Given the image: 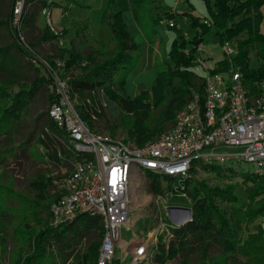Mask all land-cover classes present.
<instances>
[{
	"label": "trees",
	"instance_id": "1",
	"mask_svg": "<svg viewBox=\"0 0 264 264\" xmlns=\"http://www.w3.org/2000/svg\"><path fill=\"white\" fill-rule=\"evenodd\" d=\"M159 1L130 0L134 18L153 47L154 66L158 69L149 91L134 98L125 94L122 86L124 71L131 69L140 56V45L130 34L120 12L114 9L112 0L105 10L101 32L105 34L106 30H110L113 48H92L87 53L73 49L65 63V70L84 64L87 71L86 74L69 80L74 95L85 92L91 94V102L81 105L82 110L79 112L82 119L88 123L87 120L94 115L104 116L107 111L114 116L123 113L129 115L132 118L129 132L131 137H136L138 143L150 138L152 127H149L147 117L152 110H164L158 120L163 123L172 118L170 114L174 109L186 105L192 88L202 91V76L193 70L194 57L196 46L200 42L204 43L205 34L212 28L216 30L221 46L230 42L238 49L237 56L225 55L223 60L217 62L215 68L211 69L212 73L227 74L232 69H239L245 85L249 88H252L254 82L264 79V34L260 28L264 0H204L209 11V15L204 18L178 12H167L158 17L155 9ZM34 5L42 9L61 7L64 11L74 5L87 7L85 0H26V37V27L36 22L37 12ZM14 6L15 0H0L1 10L8 9L7 14L0 18V161L5 158L4 155H16L17 149L33 144L39 155L52 164L61 165L63 159L70 154L68 134L51 119L49 111L32 113V104L41 88L45 87L49 91L51 106L56 101L55 84L53 79L40 75V68L31 62L30 52L18 43L12 27ZM178 15L189 17L190 27L199 30L192 38L190 35L187 37L186 32L173 22ZM162 17L170 21L169 27L176 32L169 50L165 49L164 39L156 29ZM58 37L48 25L34 42L28 38L27 41L30 48L38 52L39 43L56 40ZM160 50L163 51L161 57ZM186 50L190 53L186 54ZM58 52L59 57H63L66 50ZM253 60L258 62V66L252 67ZM51 64L55 67L54 62ZM31 72L35 74L32 79L28 74ZM15 88L18 89L14 90ZM88 125L90 126L89 123ZM90 128L93 130L91 126ZM72 150L79 158L73 147ZM33 153L35 155L32 158H35L36 152L32 151ZM213 167L208 169L220 175L224 173L221 167ZM227 169L232 171L231 168ZM242 177L246 185L248 204L244 208L233 206L230 212L221 209L218 203L235 205L240 201L233 186L224 190L209 188L203 194L197 186L192 190L188 188V198L192 202L191 220L171 230L172 239L168 248L164 243L158 242L159 254L156 260L162 261L165 254H168V258H173L178 253H184L181 263L189 264L187 251H194L198 256L195 264H214L210 249L215 246L219 250V256L223 258L240 254L244 258L240 264H264V227L258 226L256 233H249L242 241L236 226L237 223H253L264 216V176L244 173ZM49 184L51 181L46 182L43 175L31 181V186L37 191L36 196L40 200L46 199L44 195ZM151 191L160 195V183L153 181ZM8 193L15 195L11 189ZM8 203H0V245L6 243V230L19 219L21 224L14 230L15 233H22L19 237L16 264H56L55 247H62L60 254L71 249V242L80 233L75 228V223L81 226L84 234L92 238L86 251L76 256L77 264H97L104 234L101 216L82 213L72 223L53 227L50 224L51 205L42 206L41 202L27 196H21L18 207ZM48 209L49 212L45 214L44 210ZM68 234L72 235L71 240L67 239Z\"/></svg>",
	"mask_w": 264,
	"mask_h": 264
},
{
	"label": "built area",
	"instance_id": "2",
	"mask_svg": "<svg viewBox=\"0 0 264 264\" xmlns=\"http://www.w3.org/2000/svg\"><path fill=\"white\" fill-rule=\"evenodd\" d=\"M25 8L26 0H15L12 27L17 41L30 52L35 67L47 70L55 78L57 98L49 115L68 134L79 155L72 173L61 181L62 195L50 206V224L60 227L72 223L82 213L101 216L104 234L97 264H114L117 249H124L121 236L130 221L129 186L139 170L182 181L189 177L194 161L201 158L206 162L250 163L255 175L264 176V79L249 88L239 69H232L227 75L212 73L207 58L201 56L206 47L200 42L193 70L205 73L201 77L202 91L191 89L188 102L162 137L140 147L132 146L110 134L93 131L82 119L69 78H61L51 62L28 45ZM42 13L51 25L50 8H44ZM185 35L189 37L188 33ZM222 51L228 57L238 54L230 42L222 46ZM226 148L235 152H218ZM176 213L180 216L182 211ZM176 226L172 220L162 222L160 231L171 234ZM128 244L125 252L129 260L122 259L120 264H149L153 257L149 247L153 245L151 249L156 251L158 246L143 239Z\"/></svg>",
	"mask_w": 264,
	"mask_h": 264
},
{
	"label": "rangeland",
	"instance_id": "3",
	"mask_svg": "<svg viewBox=\"0 0 264 264\" xmlns=\"http://www.w3.org/2000/svg\"><path fill=\"white\" fill-rule=\"evenodd\" d=\"M113 7L116 11H119L122 19L124 20V16L131 14L130 0H112ZM194 10V16L204 18L209 15V11L207 5L204 0H191ZM109 5V0L106 3L105 9L99 10L94 9L91 11L86 10V8H82L80 6L74 5L73 11L70 15H63L60 8L52 7L51 8V26L55 27L58 17L65 16V19L70 17H76L81 14V17L87 18L91 20V26L89 29L87 24L83 23L79 26L81 38L76 40L72 45L73 49L80 50L83 53L90 52V50L95 47H100L102 45L103 48L111 50L113 48V43L111 42L112 35L110 30H106L105 34H102V25H103V16L107 6ZM175 5V0H160L155 9L156 16L164 15L167 12H170ZM182 6L180 3L178 5V9ZM34 9L37 12L36 22L33 25H29L26 27L27 29V38L28 40L34 42L36 38L39 36L40 29L37 25L38 17L40 18L41 28L44 29L48 23L46 16L42 13V8L38 5H34ZM8 12V9L1 10L0 8V18L5 16ZM193 15V14H192ZM173 20L174 23L180 25L182 29L186 30L191 38L199 31L198 29L188 27L180 18ZM81 19V21H84ZM169 22L166 17L161 18V23L156 25V29L159 31L161 37L164 39V47L166 50L171 49L174 38H175V29L169 27ZM101 28V30H100ZM59 33V32H58ZM201 33V31H200ZM59 37L54 42H45L39 43L37 45L38 52L40 55L50 62H62L63 65L55 66V69L60 74L61 78H69L72 80L78 76L86 74V68H84V64L75 65L69 69L65 70V63L70 58V53L73 50L70 48L71 42L70 37H66L64 40V36L60 33ZM9 41L11 40L8 36ZM43 46V48L40 47ZM140 45V56L142 55L143 49L142 45ZM204 45L206 47L205 51L201 53V56L213 57L214 60L221 59L222 57V46L219 43L218 36L216 34L215 29H211L204 36ZM65 46V47H64ZM67 48L68 53L65 52L63 57H59L58 50H64ZM69 48V49H68ZM159 56L161 57L163 51H159ZM139 56V57H140ZM135 61L133 67L124 71L123 75V88L125 94L130 98H134L143 92L149 91L156 79V76L150 78V76H146L147 72H142L143 74H138L137 70V62ZM56 64V63H55ZM208 65L210 69L215 68L214 62L208 60ZM252 67L258 66V62L253 60L251 63ZM158 69L154 66V72L157 75ZM40 75L44 78L53 79L55 82V78L50 75L47 70L40 69ZM199 76H204L205 73L203 71L195 72ZM29 78L32 79L34 77V73H28ZM140 82L136 79L137 76H140ZM140 83V84H139ZM138 85H141L139 88ZM147 87L144 89V87ZM139 88V89H138ZM15 88L14 90H17ZM51 90V89H49ZM143 91V92H141ZM51 92V91H50ZM76 92V91H75ZM139 92V93H138ZM77 93V92H76ZM75 93V94H76ZM35 99L34 104H32V113L36 111H40L43 113H48L50 109V100H49V91L45 87L41 88L37 97ZM76 106L77 109L81 112V105L85 103L91 102V94L83 93L76 95ZM189 100V98H188ZM187 100V102H188ZM185 106V105H184ZM183 108L177 107L173 110L170 117L163 123H159V118L162 115L163 111L161 109L152 110L147 117V123L149 127H152L150 138L145 141L138 143L136 137H131L130 130L132 123V118L129 115L119 114L114 116L110 114L109 111L103 116L94 115L90 120H87L93 130L97 133H107L113 137H116L127 144L132 146H143L150 142L158 140L162 137L169 129L173 126L175 122V118L179 111ZM48 116V115H47ZM67 145H70L69 152L70 154L63 159V164L57 166L49 162L45 157L38 154L35 149L36 146L33 144L31 146H24L23 148L17 149L16 155H4V159L0 161V164L5 169L3 173H0V203L9 202V205H13L15 207L19 206V199L22 197H30L32 200H36L41 202L42 206H50L53 201H55L58 197L62 195V187L61 181L68 177L73 169L75 163L78 161V157L73 153L71 144L67 142ZM31 148V149H30ZM40 150V149H39ZM32 151L36 152L35 158H32ZM228 152L234 153V149H220L218 152ZM29 153V156L28 154ZM27 154V155H26ZM38 155V156H37ZM29 157H31L29 159ZM33 159V160H32ZM222 168L224 173L222 175L218 174L216 171H210L208 168ZM231 168L232 171H229ZM254 166L250 163L244 162H206L203 159H196L191 168L189 177L186 180H178L174 178L166 177L165 175H159L152 172H143L139 170L137 173L131 177L130 186H129V198H130V221L122 230L121 236V245L123 246V250L120 248L116 251V256L114 259V264H120L121 260H129V257L126 256L125 248L129 247L128 243H133V241L149 240L151 244H156L158 242H162L168 248V244L172 239L171 234L168 232H161L160 225L162 222H167L171 220L168 216V208L171 206H181L192 208V202L188 198L187 190L193 189L195 186L201 191V194L205 192L207 189H219L224 190L229 186H233L234 193L239 197V202L235 205L227 204L219 202L218 205L221 209L230 212L233 206L245 207L248 204L247 201V193L245 191L246 185L243 182L242 175L244 173H253ZM43 175L46 182L51 181L48 188L46 189V194L44 195L46 199L40 200L36 194L37 191L34 190L31 186V181ZM153 181H157L160 183L162 193L160 195H156L151 191V185ZM11 189L15 193L9 194L8 190ZM185 194V195H184ZM18 196V197H17ZM187 196V197H182ZM218 201V200H217ZM48 210H44V213L47 214ZM21 224V221L17 219L14 224L7 229L5 232V244L0 245V264H16L15 260L17 258V248L19 246V237L22 236L21 232L15 233V229ZM75 228L80 230L79 235L71 242L73 247L71 249H66L64 252H61V248L55 247L54 250V258H56V264H77L76 256L80 253L86 251L88 245L91 242V237L84 234L81 230V226L75 223ZM238 227V235L240 239L243 241L246 239L247 235L253 234L257 232L258 226L264 227V216L258 218L253 223H237ZM160 231V232H158ZM158 234V236H157ZM73 237L71 234H68L67 239L71 240ZM97 239V238H96ZM102 244V243H101ZM153 245L149 247L150 251H152V256L149 264H182L181 259L184 256V253H178L173 258H168V254L163 256L162 261H157L156 256L158 251L152 250ZM152 248V249H151ZM210 255L214 258V264H240L243 262L244 258L240 254L228 255L223 258L219 256V250L217 247L213 246L210 249ZM189 254L188 260L189 264H195L198 261V256L194 251H187ZM50 258V257H49ZM53 257H51L52 261ZM210 263V262H209ZM212 264V263H210Z\"/></svg>",
	"mask_w": 264,
	"mask_h": 264
},
{
	"label": "crops",
	"instance_id": "4",
	"mask_svg": "<svg viewBox=\"0 0 264 264\" xmlns=\"http://www.w3.org/2000/svg\"><path fill=\"white\" fill-rule=\"evenodd\" d=\"M107 2H108V0H85V4L87 5L86 10L91 11V10H94V9H99V10L105 9ZM158 3H157V5H158ZM180 3L182 4V6L178 9V5ZM193 7L194 6L192 5L191 0H180L178 3H176V0H175V5H174V7L172 8V10L170 12L173 13L174 12V8H176V12H178L179 14H182V13L185 14L186 13V14H193L194 15ZM51 8L52 7H50V10H51ZM57 8H60L62 14L67 16V15L71 14V12L73 11L74 6H71L70 9L67 10V11H64L61 7H57ZM261 11H262V14H263V20H262L260 28H261V32L264 34V6L261 8ZM65 16L58 17L55 27H52L50 25V28H51V30H52V32L54 34H59L60 33L61 35H63L64 36L63 37L64 40H65V38L67 36L70 37V42H71L70 48H72V45L74 44V42L81 38V35H80V30L81 29H79V26L82 23L84 25H86L85 23H88L87 24V26H88L87 29H89L90 26H91V20L89 19V17L83 19L81 17L80 12H79V15L76 16V17H70L68 19L67 18L65 19ZM123 18H124V22L127 24L128 30H129L130 34L133 36L134 40L138 44L142 45L143 52H142V55L139 57V60H138L137 65H136L137 66V70H139L138 74H143L142 72L145 71V72H147L146 76L149 75L150 78L153 77V76H156L155 75L156 73L154 72V59H153V56H152V48H153L152 45L150 44V42L146 38L145 34L140 29L137 21L134 18V15H133L132 11H131V14L125 15ZM39 19L40 18L38 17L37 25H38V28L40 29V32H43L46 28H44V29L41 28ZM81 19H83L84 21H81ZM176 19H179V17L177 16ZM180 19L188 27H190L191 20H190L189 17L181 16ZM177 26L182 28L180 25H177ZM100 30H101V28H100ZM184 31L186 33H188L186 30H184ZM53 41L55 42L56 40L45 41V42H53ZM41 43H44V41L41 42ZM40 47L43 48L42 45H40ZM101 48H102V45L100 47H97V48L93 47V49H97V50H100ZM64 50H66V52L68 53L67 48H64ZM222 54L223 55H222L221 59H218V60H214L213 57L206 56L207 61L211 60L212 62H214V64H216L217 62H220L221 60H223V58L225 57V54H224L223 51H222ZM227 74H223V75H227ZM140 78H141V75L137 76L136 83H137V81L140 82ZM138 86H139V88L141 87V85H138ZM145 88H147V87L145 86L143 90L146 91ZM141 92H143V91H141ZM57 166H60V165H57ZM4 170L5 169L0 165V173H3Z\"/></svg>",
	"mask_w": 264,
	"mask_h": 264
},
{
	"label": "water",
	"instance_id": "5",
	"mask_svg": "<svg viewBox=\"0 0 264 264\" xmlns=\"http://www.w3.org/2000/svg\"><path fill=\"white\" fill-rule=\"evenodd\" d=\"M176 210L182 211L183 215L178 216L176 213ZM192 215V209L188 207H177V206H171L168 208V216L169 218L175 222L176 224H184L185 221Z\"/></svg>",
	"mask_w": 264,
	"mask_h": 264
},
{
	"label": "bare ground",
	"instance_id": "6",
	"mask_svg": "<svg viewBox=\"0 0 264 264\" xmlns=\"http://www.w3.org/2000/svg\"><path fill=\"white\" fill-rule=\"evenodd\" d=\"M155 174H157V173H155ZM177 207H181V206H177ZM181 215H183V217H184V214L182 213ZM192 216V215H191ZM191 219H187L186 221H185V223H187L188 221H190ZM178 226H179V224H177ZM182 225V224H181Z\"/></svg>",
	"mask_w": 264,
	"mask_h": 264
}]
</instances>
